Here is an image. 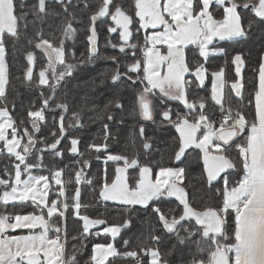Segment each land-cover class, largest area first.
<instances>
[{
	"label": "snow or ice",
	"instance_id": "1",
	"mask_svg": "<svg viewBox=\"0 0 264 264\" xmlns=\"http://www.w3.org/2000/svg\"><path fill=\"white\" fill-rule=\"evenodd\" d=\"M56 3L66 14L62 38L54 42L45 38L42 32L37 33L38 42L34 47L47 58L46 66L38 71V85L48 87L50 94L45 96L41 92L39 109L28 111L31 118L29 129L24 120L17 122L13 118L6 102L9 74L5 45V34L18 38L19 22L26 21L27 13L23 0L19 15L17 0H0V155H9L17 161L12 164L11 171L8 166L0 170V264H80L77 257L86 245L81 243L80 248L74 247L71 253L66 252L67 214L83 222L80 233L83 239H87L91 229L107 225L103 218H91L81 213L82 207L88 205L81 204L79 188L73 195L67 194V185L80 184L85 169L91 166L90 159L83 158L84 153L80 152L79 138H70L68 148L72 154L82 157L78 161L82 167L74 172V179H64L62 168L49 169V175L33 174V169L45 167L44 152L51 150L52 155L62 158L64 153L58 146L67 138L69 129L81 126L79 113H73L74 121L66 126L64 113L69 111V105L56 103L53 99L57 86L77 67L75 63L67 62L65 51V40L75 37L78 31L74 26L75 14L70 11L77 5L73 0H56ZM88 6L85 3V7ZM28 11L45 14L46 0H38ZM105 17L112 22L107 26L108 32L117 33L120 41L113 43L109 40L107 46L118 48L125 56L131 53V60L123 65L125 70L117 67L111 80L115 83L127 79L133 85H142L135 93L138 109L134 112L145 121H154V115L158 113L161 122L174 126L179 136L167 166L142 164L139 154L129 158L108 153L107 133L103 143L89 144L87 149L106 154L105 163L123 162L122 166L115 168L110 182L105 172L99 197L105 202L129 206L130 212L138 211L136 206L143 210L151 207L157 222L168 233L174 232L181 244L197 237V256L191 264H264V58L258 67V87L251 113L246 112L244 106H226L225 88L229 85L225 68L210 71L205 66L210 55H227L226 50L215 42L246 39L254 26L264 27V0H131L128 6L124 0H99L96 10L89 16L87 63L98 58L111 60L117 65L121 63L115 55L100 56L96 24ZM142 30V42H133L134 34ZM159 46L166 47L162 51ZM189 46H195L191 58L186 52ZM137 51H141L140 57H137ZM70 55L75 59L74 50ZM26 58L29 66L25 75L31 82L36 66L35 53L28 51ZM231 63L240 78L231 82L229 87L235 97L243 100L241 72L245 59L236 54ZM188 76L191 79H186ZM209 78L210 95L193 94L192 90L203 89ZM50 80L54 82L50 83ZM158 97L161 99L157 105L154 100ZM162 98L179 101L188 111L181 112L165 104ZM209 102L219 106V117L214 111L206 110ZM248 103L252 104V100ZM12 107H15L14 103ZM115 107L122 110L124 105L117 99ZM57 110H60L58 118L52 116L56 131L49 133L51 142L47 137L39 141L36 133L41 131V122L47 119L46 111L56 113ZM107 119H113L110 112ZM103 127L107 130L108 124ZM139 133L143 136V126L139 127ZM39 143L44 147H37ZM143 148L149 149L151 144L146 140ZM189 149H199L202 153L206 186L217 198L214 206L202 210L190 203L184 185L186 170L179 166ZM129 169L138 170V176L130 177ZM154 169H158L155 175ZM87 182L91 183V180ZM54 186H59L55 192ZM50 192H53L51 199ZM170 198L178 201L175 213L163 210L165 204L171 203ZM17 202L21 208L34 206V210L28 214L10 213L9 206L15 208ZM193 220L192 230L185 229L186 235L180 236L178 226L183 227L182 222ZM131 224L129 216L120 224L105 226L102 232L115 241L122 229ZM18 229L28 230L27 234H11ZM36 229L40 231L36 232ZM100 234V231L95 233ZM162 237L163 233L155 234L150 226L148 237L138 245V250L120 252L114 243L95 244L90 262L110 264V258L122 257L131 258L134 264H168L159 248ZM128 243L124 241L125 246Z\"/></svg>",
	"mask_w": 264,
	"mask_h": 264
},
{
	"label": "trees",
	"instance_id": "2",
	"mask_svg": "<svg viewBox=\"0 0 264 264\" xmlns=\"http://www.w3.org/2000/svg\"><path fill=\"white\" fill-rule=\"evenodd\" d=\"M21 0H17V14L20 13ZM38 0H23L24 11L27 13V19L19 22L18 25V38L11 37L5 34V45H6V61L8 64L9 84L7 86V103L11 115L14 119L19 122L24 120L25 124L31 129L29 123L30 117H28V111L38 110L42 103L41 92L45 96L50 94V89L46 86L38 85V71L41 67L46 66L47 58L43 52L34 47V44L38 42L37 33L42 32L45 38L58 42L61 39V29L64 26L66 14L64 13L63 7L56 3V0H46V13L36 14L32 11H28L33 5L37 4ZM85 3L89 6L85 7ZM125 6L131 4V0H124ZM73 4L77 6L73 11L76 17L74 26L78 29L75 37L65 40V51L67 62L75 63L76 69L71 76H66L63 81L56 88V94L53 97L56 103L66 102L69 105V111L64 113L65 124H71L75 117L73 113L80 114V124L75 128H71L68 131L67 138L63 139L58 148L64 153L63 157H57L51 154V150L44 152V168H37L34 170V174L49 175V169L51 168H62L64 170L63 178L68 179L72 177L74 179V172L79 170L82 165L78 163L82 159L80 155L72 154L68 151L70 146V138H79L81 143L78 145L80 152L84 153L83 158H88L91 161V166L85 169V176L80 184L73 182L67 185V194L69 196L74 194V190L79 188L80 190V202L82 205H88L87 208L81 209L82 214H87L91 218H103L107 221V225H101L99 228L105 226L120 224L125 218L131 217L132 224L130 227L122 229L120 236L115 241L108 235L92 236L87 235V239L80 237L82 231V221L75 218L71 214H67V251L71 253L73 248H80L81 243L86 245L80 249L78 254V260L80 264H91L90 256L95 244L102 243H114L115 247L120 252H126L131 250H138V245L148 237L150 226L154 228L155 234L159 235L163 233L162 242L159 245L163 259L168 261V264H191L192 259L197 256L196 251V239L193 237L190 240H186L185 243H179L177 235L168 233L167 230L162 228V225L157 222V218L151 213L150 209L143 210L137 208L138 211L130 212L129 207L122 206L113 202H105L99 197V191L105 179V172H107V179L110 182L114 178L115 167L122 164V161L112 162L108 161L105 163V153L102 151L96 153L95 150L87 149V146L92 143H103L104 137L108 135V153L126 155L129 158L135 156L136 150L133 148L121 149L118 144L122 141L132 142L131 131L135 130V125L148 127L151 125L150 122H146L138 114L134 112V109H138L136 103L135 93L139 89L137 83L133 85L131 81L122 79L115 83L111 80L112 72L119 67L121 71H124V63L131 60V53L127 56L119 52V49H112L108 47V41L111 40L113 43H119L118 34L109 33L107 26L111 24L110 18H101L97 21L98 31V45L100 56H117L121 61L120 65H117L111 60H105L102 58L95 59L92 63H87L88 54V41L86 39L87 29L89 28V16L96 10V6L99 4V0H73ZM215 14V13H214ZM217 18H220L217 14ZM25 24L27 25L25 27ZM135 26V25H134ZM149 32L151 29L148 30ZM144 32L143 30L134 34V41L139 40L142 42ZM29 41H32L30 44ZM218 47H222L226 50L227 55H210L206 63V67L210 71L219 70L221 67L225 68V79L230 86L231 82L239 79L235 73V68L231 63V58L236 54L243 55L245 63L242 67L241 76L243 77V100L235 97L234 92L230 90L229 86L225 88V104L231 105L233 108L238 106H244L245 111L251 113L254 106V92L257 89V77L258 67L261 59L264 56V27L254 26L246 39L239 41H217L215 42ZM75 51V59H72L70 53ZM28 51H33L36 56V66L33 72V79L29 82L26 79V69L29 66L26 58ZM195 51V46H190L186 50L188 57L191 58ZM141 56V51H137V57ZM59 70V69H58ZM191 79V76L186 77ZM54 81L50 80V83ZM142 85H140V88ZM211 81L210 78L206 80L205 87L203 89L192 90L193 94L209 96L210 95ZM135 88V89H134ZM119 101L124 105L123 109L115 107V101ZM158 100V99H157ZM155 100V104H159L160 101ZM252 100V104L248 101ZM15 107H12V104ZM165 104L178 109L180 111L187 110L180 102H165ZM111 105V106H109ZM107 107V112L105 111ZM206 110L215 112L220 115L219 106H215L214 102H209L206 105ZM60 110L56 113L46 111V121L41 122V131L36 133L39 141H44L47 137L48 142H51L50 131H56L52 116L56 115L58 118ZM111 113L113 119L109 121L107 114ZM157 119L162 117L157 114ZM107 123L108 129L105 130L103 125ZM156 125H163L165 127L175 129L174 126L166 122H156ZM58 126V124H57ZM159 135L160 133L157 132ZM163 134V133H162ZM176 135V130L168 131L165 133ZM146 135V132L145 134ZM160 139H156L158 147L161 143L171 145V142L177 143V139L174 141L169 138H165L162 135ZM131 138V140L129 139ZM157 146V145H155ZM37 147L43 148L44 144L39 143ZM142 151L150 153L152 149H145L142 147ZM6 152V151H5ZM188 155L182 158V162H179V166L183 163H187L185 166V178L187 190L189 192V200L194 208L202 210L209 205H215L217 198L211 193L206 186V179L197 177L198 184L194 185V178L192 174L196 176L198 173H203L202 163L201 171L195 168L188 159ZM99 156V159L95 157ZM30 159H32L30 157ZM15 159L9 155H0V170L4 166H8L9 171L12 170V164ZM175 166V165H173ZM106 169V170H105ZM197 173V174H196ZM194 177V176H193ZM204 178H206L204 176ZM91 180V183L87 181ZM192 184V185H191ZM218 186V185H217ZM58 189V186L53 187V192ZM203 192L200 196L195 198L197 192ZM198 192V193H199ZM194 194V195H193ZM53 195V193H51ZM53 198V197H51ZM171 212L175 213L176 202L170 203ZM182 207V206H181ZM34 210V206H25L21 208L19 202L17 207L12 208L11 205L8 208L10 213L28 214ZM39 209H36L38 214ZM167 211V212H169ZM166 212V213H167ZM54 219V218H53ZM231 221V217H229ZM183 227L178 226L180 236H185L187 230H192L195 225L193 221L182 222ZM231 227V224L229 225ZM95 229V230H96ZM76 236L77 239L73 240L72 237ZM127 240L129 243L125 246L124 241ZM65 246V247H66ZM134 264L131 258L112 257L110 258V264Z\"/></svg>",
	"mask_w": 264,
	"mask_h": 264
},
{
	"label": "flooded vegetation",
	"instance_id": "3",
	"mask_svg": "<svg viewBox=\"0 0 264 264\" xmlns=\"http://www.w3.org/2000/svg\"><path fill=\"white\" fill-rule=\"evenodd\" d=\"M105 18H108V17H105ZM114 34H117V33H114ZM138 88L140 89V85H138ZM157 99L160 101L161 97H158L155 100H157ZM162 99H164V102H172V101L167 100V98H162ZM155 100H154V103H155ZM173 102H179V101H173ZM187 111L188 110H184V111H181V112H187ZM209 112H211V111H209ZM157 114L154 115V121H146V122H150L151 123L150 126L144 127V134L146 132V135L141 136L140 133H139L140 125H135L136 126L135 130L131 131L133 133H129V135H132V142H124V141H122V142H120L118 144V147H120L121 149H124L126 147L127 148H132V145H133V148L136 150L135 155L139 154V158H140V161H141L142 164L149 163L151 165H155L157 163H161V164L167 166L170 163V158H171L172 152H173V150L175 148L174 143L171 142V145L165 144V143H161L159 145V147H158V143L155 142V141H156L157 138L160 139V137H163L162 136L163 134L165 135V138H169L170 140H172V139L176 140L178 138L179 134L176 131V133H177L176 135H173V134L166 135L165 134L166 132L174 131L176 129H174V128L171 129V128L165 127L163 125H156V122L159 123V122L162 121L161 119H157L155 117ZM216 117H219V114L218 115L216 114ZM157 132H159L160 135ZM129 139L131 140L130 137H129ZM146 140L151 144V148H149V149H152V151L150 153L142 151L143 144H144V142ZM155 145H157V146H155ZM175 145H176V143H175ZM187 154H190V155H188V159H190L191 163L195 166V168L198 169V171H201V167L200 166H201V163H202V169H203V161H202V153L200 152V150L199 149H189L186 152L185 155H187ZM122 164H123V162H122ZM122 164L117 165V167L118 166H122ZM186 165H187V163H183V165L180 166V167H184L185 168ZM156 172H158V169H154V175H155ZM203 173H204V175L201 174V173H198L197 176L195 174H192L191 178H194V177H199L200 178V177H202L203 180H204L205 179L204 176L206 177V172L203 171ZM129 174H130V177L132 175L138 176V170L137 171H130V169H129ZM185 183L186 182L184 180V185H185ZM196 184H198V180L197 181L194 180V185L196 186ZM198 192H199V190H197V192L195 191V193L197 194V196L195 198L199 197L200 196L199 194H203V192H199V193ZM170 199H171V202L173 204L175 202H176V204L178 203V201H176L175 199H173V198H170ZM170 205H171L170 203L165 204L163 210L165 212L169 211L170 210ZM122 206H126V205H122ZM127 207H129V206H127ZM136 208H140V206H136ZM149 208H151V207H149ZM149 213H151V209H150Z\"/></svg>",
	"mask_w": 264,
	"mask_h": 264
},
{
	"label": "rangeland",
	"instance_id": "4",
	"mask_svg": "<svg viewBox=\"0 0 264 264\" xmlns=\"http://www.w3.org/2000/svg\"><path fill=\"white\" fill-rule=\"evenodd\" d=\"M159 47H161V50L163 51L164 50V47H166V46H159ZM190 47V46H189ZM7 62V61H6ZM8 65V64H7ZM257 87H258V77H257ZM11 132V130L9 129V133ZM26 142V141H25ZM0 146H2V144H0ZM6 151V150H5ZM190 155V154H189ZM116 168V167H115ZM37 169V168H36ZM34 170L35 169H33V174H34ZM130 171H137V170H133V169H130ZM37 175V174H36ZM115 175V174H114ZM194 179H195V181H197V177H194ZM185 182H186V179H185ZM192 185V184H191ZM59 187V186H58ZM51 193H53V192H50L49 193V198L51 199V197H53V195H51ZM70 203H71V200L69 201ZM39 211V210H38ZM39 214V213H38ZM47 218V217H46ZM98 227H101V225L100 226H98ZM97 227V228H98ZM96 228H93V229H91L90 231H91V234H92V236H95V233L97 232V231H100L101 232V234L100 235H97V236H101V235H105V234H103V232H102V229L103 228H99V229H96ZM27 231L28 230H16V232L15 233H11V234H27ZM36 232H39L40 231V229H36L35 230ZM49 235L51 236L52 235V233L50 232L49 233ZM66 248V252H68L67 251V246L65 247ZM94 248V247H93Z\"/></svg>",
	"mask_w": 264,
	"mask_h": 264
},
{
	"label": "water",
	"instance_id": "5",
	"mask_svg": "<svg viewBox=\"0 0 264 264\" xmlns=\"http://www.w3.org/2000/svg\"><path fill=\"white\" fill-rule=\"evenodd\" d=\"M173 199H175V198H173ZM110 202H112V201H110ZM113 203H115V202H113ZM116 204H118V203H116ZM119 205H121V204H119Z\"/></svg>",
	"mask_w": 264,
	"mask_h": 264
},
{
	"label": "crops",
	"instance_id": "6",
	"mask_svg": "<svg viewBox=\"0 0 264 264\" xmlns=\"http://www.w3.org/2000/svg\"><path fill=\"white\" fill-rule=\"evenodd\" d=\"M263 58H264V56H263Z\"/></svg>",
	"mask_w": 264,
	"mask_h": 264
}]
</instances>
